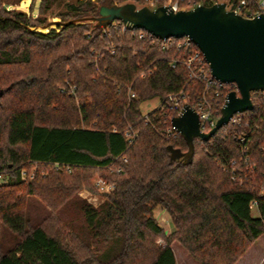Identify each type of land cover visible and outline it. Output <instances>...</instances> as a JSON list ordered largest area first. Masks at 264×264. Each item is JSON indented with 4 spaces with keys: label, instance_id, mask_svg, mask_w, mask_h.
Segmentation results:
<instances>
[{
    "label": "trees",
    "instance_id": "16d2710c",
    "mask_svg": "<svg viewBox=\"0 0 264 264\" xmlns=\"http://www.w3.org/2000/svg\"><path fill=\"white\" fill-rule=\"evenodd\" d=\"M51 3L40 0L35 17L0 4V264H177L174 243L199 264H235L264 234V93H251L255 167H243L239 179L214 160L243 166L228 126L207 141L194 139L190 163L170 161L167 146H187L179 134L165 137L176 112L163 99L182 92L191 105L202 91L170 62L196 46L178 48L180 38L163 42L112 24L31 30L46 24ZM124 3L144 6L74 0L55 17H96L101 5ZM152 98L160 105L143 115L140 104ZM90 173L113 185L96 207L75 196ZM31 198L48 209L38 222L27 214ZM253 199L257 216L249 209ZM70 204L81 215L79 229L63 218ZM157 207L169 216L168 234L154 216ZM4 233L11 234L9 246Z\"/></svg>",
    "mask_w": 264,
    "mask_h": 264
},
{
    "label": "water",
    "instance_id": "95a60500",
    "mask_svg": "<svg viewBox=\"0 0 264 264\" xmlns=\"http://www.w3.org/2000/svg\"><path fill=\"white\" fill-rule=\"evenodd\" d=\"M114 21L121 22L127 29L143 30L160 40L187 38L201 52L210 75L222 83H234L238 89L239 97L234 92L226 96L219 118L207 133L200 132L194 110L188 104L183 105L170 123L185 141L187 150L181 152L167 146L170 161L190 163L194 139L207 141L233 114L252 108L251 92L264 91V13L245 18L226 10L224 4L173 12L167 6L150 9L124 3L101 5L96 17L67 22L53 20L41 27H64L82 22L106 27Z\"/></svg>",
    "mask_w": 264,
    "mask_h": 264
},
{
    "label": "built area",
    "instance_id": "2783aa9c",
    "mask_svg": "<svg viewBox=\"0 0 264 264\" xmlns=\"http://www.w3.org/2000/svg\"><path fill=\"white\" fill-rule=\"evenodd\" d=\"M147 4L146 7L150 9H154L159 6H167L173 12L179 10H189L194 9L199 6H211L216 4H224V7L228 11H232L235 14L241 15L245 18H252L260 13H264V0H162L161 4H157V0H145ZM113 27H120L122 31L126 29V26L120 23H111ZM148 34V33H147ZM143 33L140 32L138 34L139 38L143 37ZM149 39L154 38L152 35L148 34ZM170 41L169 39L162 40ZM171 42V41H170ZM193 44L187 38H180L176 42V47H183L186 50ZM164 47V46H163ZM179 63L181 64L187 71V76L189 80L196 81L202 85V91L198 95V97L192 102L191 105L187 103V96L182 92H178L177 94H168L164 97L163 103L167 106L169 110L175 111V116L179 114L181 108L184 104H188L196 113L199 121V129L202 133L209 132L216 120L220 116V110L226 101V96L234 92L237 97H239L238 89L234 83H222L219 80H216L210 75L207 63L205 62L201 52L190 51V53L185 58L175 59L170 62L171 67H175V65ZM251 93H264V91H255ZM250 93V101L253 108V96ZM130 97H134L133 93L129 94ZM264 96V94H262ZM159 101V100H158ZM161 102H159L160 105ZM158 105V106H159ZM246 110L244 112L235 113L231 116L228 123L222 127L228 126L231 132L233 133L234 140L238 143L241 150V160L239 161L243 166H240L239 163L235 159H230L226 165H222L218 158L214 160L217 164L222 167L224 170L229 171L231 178L239 179V175L244 174L242 168L247 171L251 167H255V163L250 157L249 150V138L248 133L251 132V129L258 128L256 124H254L251 128L250 125V116L248 117L247 113L252 111ZM174 117V116H173ZM221 127V128H222ZM179 133L176 129L171 125L166 130V138H175ZM126 135H130L126 133ZM259 151L262 152L264 156V143L259 146ZM264 175V173H263ZM21 177H25V172H21ZM0 179H2V174L0 173ZM94 187L98 190L99 193H109L113 185L106 184L100 177H97L93 180ZM263 189L258 195L259 198H262ZM257 208V200L253 199L249 203V209L254 210Z\"/></svg>",
    "mask_w": 264,
    "mask_h": 264
},
{
    "label": "rangeland",
    "instance_id": "374dc122",
    "mask_svg": "<svg viewBox=\"0 0 264 264\" xmlns=\"http://www.w3.org/2000/svg\"><path fill=\"white\" fill-rule=\"evenodd\" d=\"M74 0H52L51 5L49 6L48 11L45 12L46 21L59 20L55 17L56 13L63 10L64 2H73ZM94 1V0H92ZM5 6H12L16 10L26 13L28 16L33 17L37 16V10L39 7L40 0H33L32 5L30 6L31 0H0V4ZM135 4V3H134ZM146 1L144 0V6ZM138 8L142 7L139 4H135ZM46 22V23H47ZM57 26L53 25L52 28L42 29L41 26L30 27L31 30L47 33L50 29H55ZM2 86L0 85V88ZM187 100V99H186ZM159 105L158 98H152L146 101H143L140 104V111L143 115L148 114L151 110L156 108ZM34 169L33 166H30V171ZM68 175H71L70 172H67ZM97 174L90 173L89 177L83 181L80 188L75 192L77 198L85 200L90 205L96 207L104 199L105 195L108 193L101 194L93 185V180L97 178ZM0 179V183H2ZM48 209H46L38 200L31 198V201L27 208V214L31 221L38 222L44 215L47 214ZM63 218L67 221H72L77 229L82 226V218L79 212L76 211L73 204H70L62 209ZM252 216H257V212L252 210ZM154 216L157 222L164 227V233L167 231V234L171 231L168 225H170V219L167 213L164 210L156 208L154 210ZM172 229V227H171ZM9 233H4V243L6 246L11 245L12 237ZM159 243L161 239L158 240ZM172 252L174 254L177 264H199L195 259H193L180 245L174 243L171 245ZM235 264H264V234L257 238L242 254V256L237 260Z\"/></svg>",
    "mask_w": 264,
    "mask_h": 264
},
{
    "label": "crops",
    "instance_id": "0c3cea01",
    "mask_svg": "<svg viewBox=\"0 0 264 264\" xmlns=\"http://www.w3.org/2000/svg\"><path fill=\"white\" fill-rule=\"evenodd\" d=\"M6 8L7 9H16V8H14V7H12V6H6ZM158 209H160V210H163V209H161V208H159V207H157ZM169 217V216H168ZM168 227L170 228V230H171V227H172V224H171V221H170V225H168ZM164 228V227H163ZM165 229V228H164ZM165 234H167V231L165 232Z\"/></svg>",
    "mask_w": 264,
    "mask_h": 264
}]
</instances>
